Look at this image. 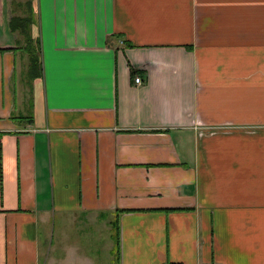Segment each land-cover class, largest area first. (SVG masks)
<instances>
[{
    "label": "crops",
    "instance_id": "1",
    "mask_svg": "<svg viewBox=\"0 0 264 264\" xmlns=\"http://www.w3.org/2000/svg\"><path fill=\"white\" fill-rule=\"evenodd\" d=\"M0 49V264H264V0H0Z\"/></svg>",
    "mask_w": 264,
    "mask_h": 264
},
{
    "label": "trees",
    "instance_id": "2",
    "mask_svg": "<svg viewBox=\"0 0 264 264\" xmlns=\"http://www.w3.org/2000/svg\"><path fill=\"white\" fill-rule=\"evenodd\" d=\"M5 49H7V48H5ZM5 49H0V51H2V50L4 51ZM29 58H30L32 69L37 68L38 62H39L38 56L33 51H30ZM118 251H119V237H118V229L116 227V230L114 228V254H115L114 256H115L116 264L118 262Z\"/></svg>",
    "mask_w": 264,
    "mask_h": 264
},
{
    "label": "built area",
    "instance_id": "3",
    "mask_svg": "<svg viewBox=\"0 0 264 264\" xmlns=\"http://www.w3.org/2000/svg\"><path fill=\"white\" fill-rule=\"evenodd\" d=\"M134 83H135L136 85H139V84L141 83V79H140L139 76H136V77L134 78Z\"/></svg>",
    "mask_w": 264,
    "mask_h": 264
}]
</instances>
